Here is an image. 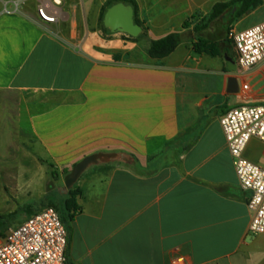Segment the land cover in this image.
<instances>
[{
	"label": "crops",
	"instance_id": "crops-1",
	"mask_svg": "<svg viewBox=\"0 0 264 264\" xmlns=\"http://www.w3.org/2000/svg\"><path fill=\"white\" fill-rule=\"evenodd\" d=\"M110 1L0 0V149L26 146L28 126L36 140L50 115L58 148L116 154L76 184L82 211L68 230L69 264H264V234L249 230L251 192L221 126L233 108L264 105V60L242 71L224 21L202 34L221 54L195 53L197 22L219 2L187 0L175 29L167 1L155 14L151 2L135 0V23L148 28L140 38L104 25ZM42 4L57 12L55 22L39 17ZM241 19L233 31L248 29ZM177 32L178 49L152 59L151 42ZM45 95L67 101L44 112ZM13 98L41 110H13ZM244 157L264 168V143L252 139Z\"/></svg>",
	"mask_w": 264,
	"mask_h": 264
},
{
	"label": "built area",
	"instance_id": "built-area-1",
	"mask_svg": "<svg viewBox=\"0 0 264 264\" xmlns=\"http://www.w3.org/2000/svg\"><path fill=\"white\" fill-rule=\"evenodd\" d=\"M62 0H54L57 5ZM44 21L53 23L57 12L49 4L38 8ZM238 66L249 71L264 60V22L244 31L231 30ZM248 86H244L247 90ZM221 126L243 190L251 192L250 232L264 234V168L244 157L249 142L264 143V105L233 108L221 118ZM69 232L54 208H45L8 230L0 243V264H69L66 257Z\"/></svg>",
	"mask_w": 264,
	"mask_h": 264
},
{
	"label": "rangeland",
	"instance_id": "rangeland-1",
	"mask_svg": "<svg viewBox=\"0 0 264 264\" xmlns=\"http://www.w3.org/2000/svg\"><path fill=\"white\" fill-rule=\"evenodd\" d=\"M151 2L150 13L158 14L163 10L162 2L167 1L172 8L174 19L172 27L179 28L180 23L185 19V14L179 13L188 7L187 0H146ZM183 3H180L182 2ZM198 4L204 3L206 7H211L212 4L224 0H194ZM147 9V7H146ZM168 11V10H167ZM169 12V11H168ZM167 12V13H168ZM153 15V14H152ZM239 21V20H238ZM237 21V22H238ZM235 22L231 30L236 29ZM264 22V2L263 5L252 11L240 20V28H250ZM219 27H213L214 35L218 32ZM229 37V35H228ZM67 100L57 99L51 95H45L43 100L42 110L51 111V108L56 103H66ZM11 107L15 109L41 110L34 101L25 100L23 98H13ZM33 104V105H32ZM27 105V106H26ZM28 143L26 146L19 147V142L13 143L17 147L11 149H0V169L6 168L9 174L5 178L0 174V217L7 218L12 213L32 205L35 210H40L48 205L52 196H56V203H61L65 199L68 190L65 188L64 178L65 170L71 171L72 168L87 156L83 149H67L58 148L55 142L52 141V118L45 119L41 132L38 133L36 140L32 138L34 135L28 126ZM51 166V168L49 167ZM137 167V166H136ZM138 168V167H137ZM54 174V175H53ZM10 206L9 211H3V206ZM19 224L14 221L9 225L8 230ZM7 230V232H8ZM0 237V241H1Z\"/></svg>",
	"mask_w": 264,
	"mask_h": 264
},
{
	"label": "trees",
	"instance_id": "trees-1",
	"mask_svg": "<svg viewBox=\"0 0 264 264\" xmlns=\"http://www.w3.org/2000/svg\"><path fill=\"white\" fill-rule=\"evenodd\" d=\"M124 2L131 4L135 10V16H138V4L135 0H111L107 7L103 10L102 20L109 7ZM263 5V0H230L229 2H219L214 5L213 10L210 14L201 17L198 15L192 16L189 20H186L182 25V29H187L190 25V20L199 19L194 29L196 42L194 43V51L199 55L207 54L211 56H219L221 54L219 44L211 40L206 39L202 34L207 31L214 22L224 21L227 24V36L231 31V27L235 22L246 14L257 10ZM136 23L141 25L143 32L140 38L147 36L148 28L144 26L138 19ZM134 39V38H133ZM184 41V34L181 32L171 33L166 37L152 41L149 48V55L152 59L162 60L172 55L178 47ZM51 168V166H49ZM70 171L65 170V175L69 174ZM54 175V174H53ZM82 192L76 188V185L68 190V194L65 199H62L61 203H56V196H52L47 206L40 210H35L32 205H28L25 208L12 213L7 218L0 217V237L4 238L9 225L13 224L14 221H18L22 224L31 216L35 215L39 211L45 208H54L60 215L63 223L69 230L70 224L75 220V217L81 213L82 208L78 203V198ZM18 224V225H19Z\"/></svg>",
	"mask_w": 264,
	"mask_h": 264
},
{
	"label": "water",
	"instance_id": "water-1",
	"mask_svg": "<svg viewBox=\"0 0 264 264\" xmlns=\"http://www.w3.org/2000/svg\"><path fill=\"white\" fill-rule=\"evenodd\" d=\"M135 11L133 6L118 3L108 9L104 25L113 32L127 33L133 37H138L142 33L141 26L135 23ZM236 83V79H231ZM237 87V86H236ZM237 92V88H233ZM116 159V154L97 153L84 157L78 162L64 178L66 190H71L79 181L81 176L91 167L100 163H108Z\"/></svg>",
	"mask_w": 264,
	"mask_h": 264
}]
</instances>
